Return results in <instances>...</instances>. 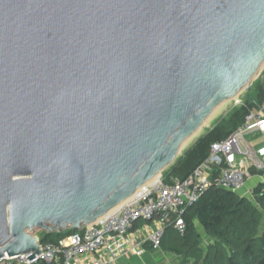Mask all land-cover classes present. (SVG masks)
I'll return each mask as SVG.
<instances>
[{
  "label": "water",
  "instance_id": "obj_1",
  "mask_svg": "<svg viewBox=\"0 0 264 264\" xmlns=\"http://www.w3.org/2000/svg\"><path fill=\"white\" fill-rule=\"evenodd\" d=\"M263 65L264 0H0V259L124 202Z\"/></svg>",
  "mask_w": 264,
  "mask_h": 264
},
{
  "label": "built area",
  "instance_id": "obj_2",
  "mask_svg": "<svg viewBox=\"0 0 264 264\" xmlns=\"http://www.w3.org/2000/svg\"><path fill=\"white\" fill-rule=\"evenodd\" d=\"M252 129L264 133V101L246 116L241 128L225 140L211 144L207 159L185 179L171 178L166 183L159 176L133 199L93 224L81 226L57 244L39 242L40 253L32 262L25 254L4 256L0 264H117L129 255H142L146 247L160 248L168 226L183 232V212L207 188L214 185L238 193L251 178L250 164L257 170L264 168L259 159L264 156V147L254 152L244 142L245 133ZM214 167H219V174L211 180ZM139 222L154 225L143 232L136 229Z\"/></svg>",
  "mask_w": 264,
  "mask_h": 264
},
{
  "label": "trees",
  "instance_id": "obj_3",
  "mask_svg": "<svg viewBox=\"0 0 264 264\" xmlns=\"http://www.w3.org/2000/svg\"><path fill=\"white\" fill-rule=\"evenodd\" d=\"M264 101V70L253 82L243 102L232 108L212 125L168 169L170 178L183 180L209 155L211 144L228 138L244 125L245 118ZM250 173L264 175V168L251 167ZM219 174L214 167L211 180ZM264 185L253 191V199L243 198L228 190L211 185L203 195L182 214V233L168 226L160 248L185 260L180 264H264ZM67 228L61 232L46 233L40 243L57 244L74 233ZM208 242H206L207 240ZM150 248V247H149ZM151 249V248H150Z\"/></svg>",
  "mask_w": 264,
  "mask_h": 264
},
{
  "label": "crops",
  "instance_id": "obj_4",
  "mask_svg": "<svg viewBox=\"0 0 264 264\" xmlns=\"http://www.w3.org/2000/svg\"><path fill=\"white\" fill-rule=\"evenodd\" d=\"M244 142L248 148L252 149L254 152H257L264 147V133L255 129L248 130L245 133ZM259 159L264 164V156H260ZM249 167L251 169L253 166L250 164ZM260 184L264 185V175L255 173L254 175H251L249 180H247L243 188L238 192V195L243 198L253 199L252 193ZM149 229L147 228V230ZM141 231L145 232L144 230ZM155 250L156 249H150L149 247H146L142 255H129L126 258L120 259L117 264H160L161 260L158 259V257H160V253L156 252Z\"/></svg>",
  "mask_w": 264,
  "mask_h": 264
},
{
  "label": "rangeland",
  "instance_id": "obj_5",
  "mask_svg": "<svg viewBox=\"0 0 264 264\" xmlns=\"http://www.w3.org/2000/svg\"><path fill=\"white\" fill-rule=\"evenodd\" d=\"M264 70V68L261 70V72L259 73V75H258V77L260 76V74L262 73V71ZM257 77V78H258ZM256 78V79H257ZM255 79V80H256ZM255 80H253L252 82H251V84H250V87L252 86V84H253V82L255 81ZM246 94H247V92L245 91V90H243V91H241V92H239L238 94H237V96H235V97H233L232 99H230V100H228L227 102H226V104L224 105V107L218 112V113H216L215 115H213L212 116V118L210 119V121H209V123L207 124V126H205L200 132H199V134L196 136V137H194L193 139H191L185 146H184V148L180 151V154L178 155V157L176 158V160L179 158V157H181L182 155H183V153L184 152H186L194 143H195V141L200 137V136H202L204 133H205V131L206 130H208L210 127H212V125L213 124H215L216 122H218L222 117H224L232 108H234L235 106H237V105H239V104H241L242 102H243V100L245 99V97H246ZM175 160V161H176ZM174 161V162H175ZM173 162V163H174ZM172 163V164H173ZM171 164V165H172ZM170 165V166H171ZM169 166V167H170ZM169 167H167L165 170H163L161 173H160V175L159 176H162V178L163 179H165L164 177H165V175H166V173L168 172V169H169ZM171 179V178H170ZM168 180L169 182L171 181V180ZM252 200V199H251ZM154 224L153 223H148V224H146L145 222H139L138 224H137V229L138 230H145V229H147V228H152V226H153ZM44 234H46V232H44V231H41V230H39V229H34L32 232H30V235H32V236H36V237H40V236H42V235H44ZM205 240H207V239H205ZM209 240H207L206 242H208ZM156 252H158V253H160V257H158V259H160L161 260V262H160V264H180L182 261H183V263L185 262V260H183L182 258H179V257H177V256H174V255H171V254H169V253H167V252H165L162 248H158V249H156L155 250ZM192 263V261L191 260H187L186 261V264H191Z\"/></svg>",
  "mask_w": 264,
  "mask_h": 264
},
{
  "label": "bare ground",
  "instance_id": "obj_6",
  "mask_svg": "<svg viewBox=\"0 0 264 264\" xmlns=\"http://www.w3.org/2000/svg\"><path fill=\"white\" fill-rule=\"evenodd\" d=\"M264 66V65H263ZM239 93V92H238ZM237 93V94H238ZM237 94H235L234 96H232L231 98H229V99H227V100H225V101H223L222 103H220L214 110H213V112L211 113V115L203 122V124L200 126V128L195 132V133H193L189 138H187L186 140H185V142H183V144L180 146V148H179V152H178V154H180V151L184 148V146L191 140V139H193L194 137H196L198 134H199V132L205 127V126H207V124L209 123V121H210V119L212 118V116L213 115H215L216 113H218L223 107H224V105L226 104V102L228 101V100H230V99H232L233 97H235V96H237ZM159 175L160 174H158V175H156L153 179H151L149 182H147L145 185H143V186H141L135 193H133L129 198H127L124 202H126V201H128V200H131V199H133L136 195H137V193L138 192H140L141 190H143L148 184H150L151 182H153V181H155V180H157L158 178H159ZM124 202H122V203H120L118 206H116L115 208H113V209H111L108 213H106L105 215H107V214H109V213H111V212H113L116 208H118L120 205H122ZM104 215V216H105ZM103 217V216H102Z\"/></svg>",
  "mask_w": 264,
  "mask_h": 264
}]
</instances>
